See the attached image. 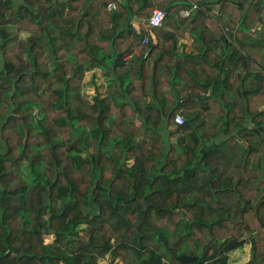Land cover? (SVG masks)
I'll list each match as a JSON object with an SVG mask.
<instances>
[{"label": "trees", "instance_id": "16d2710c", "mask_svg": "<svg viewBox=\"0 0 264 264\" xmlns=\"http://www.w3.org/2000/svg\"><path fill=\"white\" fill-rule=\"evenodd\" d=\"M246 245L264 264V0H0V264Z\"/></svg>", "mask_w": 264, "mask_h": 264}, {"label": "rangeland", "instance_id": "374dc122", "mask_svg": "<svg viewBox=\"0 0 264 264\" xmlns=\"http://www.w3.org/2000/svg\"><path fill=\"white\" fill-rule=\"evenodd\" d=\"M20 35L23 39L25 40H30L32 38V35L30 33H28L27 31H21L20 32ZM90 73H86L85 75V82H87V85L84 87V90L87 91L89 94L93 95L94 94V87H92L90 85ZM100 80V83L101 84H97L98 85V88L101 90V91H104L105 90V86L103 85L104 83L101 82V79L98 78V82ZM46 242L49 241V238L48 239H45ZM250 258V245H246L244 246V248L242 249H238L236 251H234L231 255V263L232 264H243L245 262H247ZM99 264H109V261L108 259H102L100 261ZM121 264V263H119Z\"/></svg>", "mask_w": 264, "mask_h": 264}, {"label": "built area", "instance_id": "2783aa9c", "mask_svg": "<svg viewBox=\"0 0 264 264\" xmlns=\"http://www.w3.org/2000/svg\"><path fill=\"white\" fill-rule=\"evenodd\" d=\"M189 14H190V11H182L183 16H188ZM164 16H165L164 11L160 9H156L149 19V24L151 26H161L163 24ZM148 41H149L148 37L146 38L144 37V42L147 43ZM175 120L179 124H182L184 122V118L180 114L176 116Z\"/></svg>", "mask_w": 264, "mask_h": 264}, {"label": "crops", "instance_id": "0c3cea01", "mask_svg": "<svg viewBox=\"0 0 264 264\" xmlns=\"http://www.w3.org/2000/svg\"><path fill=\"white\" fill-rule=\"evenodd\" d=\"M135 22L138 23V22H140V21L135 20ZM88 73H90L89 75H90V77H91L89 81L92 80V77H93V75L95 74V75H96V82H97V84H101V83H100V80H99V82H98V78L101 79V82H103L102 78L100 77V70L89 71ZM91 86L94 87L93 85H91ZM93 90L95 91V87H94Z\"/></svg>", "mask_w": 264, "mask_h": 264}]
</instances>
